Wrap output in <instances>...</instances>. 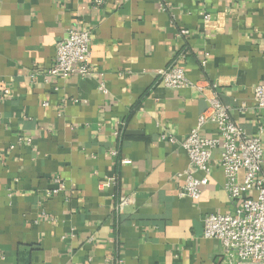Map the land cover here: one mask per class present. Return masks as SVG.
<instances>
[{"label":"crops","instance_id":"0c3cea01","mask_svg":"<svg viewBox=\"0 0 264 264\" xmlns=\"http://www.w3.org/2000/svg\"><path fill=\"white\" fill-rule=\"evenodd\" d=\"M72 29L91 31L93 75L51 77L56 43ZM175 64L218 84L233 121L254 135L264 0H0V81L10 89L0 102V264H224L203 219L241 200L225 189L219 150L200 199L180 195L179 174L194 169L162 137H187L210 91L160 85L158 71Z\"/></svg>","mask_w":264,"mask_h":264},{"label":"built area","instance_id":"2783aa9c","mask_svg":"<svg viewBox=\"0 0 264 264\" xmlns=\"http://www.w3.org/2000/svg\"><path fill=\"white\" fill-rule=\"evenodd\" d=\"M94 3L100 6L104 0H94ZM179 34L189 37L193 35V31L181 28ZM55 48V62L48 71L49 76L93 75L90 63L91 31L72 29L66 37L57 41ZM157 76L159 84L167 89L193 88L201 93L210 91L206 99L207 109L199 115L196 126L187 137L181 141L172 136L162 137L164 140L180 143L191 167L203 173L201 177H197L194 170L179 174V177H185L180 195L200 199L212 173L213 154L219 150V162L226 175L225 189L232 199L241 200L232 213L206 215L203 219V236L222 243L224 264H264V83L258 84L253 91L255 108L260 111L261 117L255 134L248 135L233 121L230 108L219 99L215 91L218 84L192 81L178 64L160 69ZM100 89L106 91L103 83ZM9 94L10 89L4 81H0V102ZM209 124L216 127L212 136L203 132ZM26 142L32 143V139L27 138ZM113 154L116 155L117 152ZM240 173H243L242 180ZM250 191H255L256 195L246 196ZM126 203L128 199L122 198L120 208ZM113 262L119 264L121 259L110 258L107 261L108 264Z\"/></svg>","mask_w":264,"mask_h":264}]
</instances>
